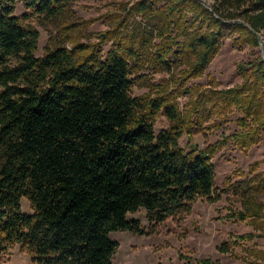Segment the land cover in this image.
I'll return each mask as SVG.
<instances>
[{
	"label": "trees",
	"instance_id": "obj_1",
	"mask_svg": "<svg viewBox=\"0 0 264 264\" xmlns=\"http://www.w3.org/2000/svg\"><path fill=\"white\" fill-rule=\"evenodd\" d=\"M18 1L26 8L21 16ZM71 1L0 0V254L20 245L34 264H112L119 244L110 233L144 234L129 214L143 209L154 231L188 216L199 198L217 202L213 154L229 141L247 149L264 130L262 58L238 65L241 84L199 95L198 115L240 112L238 131L201 150L179 145L184 132L191 138L202 130L191 115L182 119L169 95L132 97L133 80L149 61L171 73L165 43L186 64L182 87L204 74L224 38L257 47L264 0H214L208 7L198 0H133L131 15L159 21L156 37L165 46L158 54L104 31L96 43L46 47L36 57L39 33L31 20L63 19L64 28H77ZM160 112L171 126L155 133ZM232 188L248 216L259 215L264 174ZM22 199L33 215L21 213Z\"/></svg>",
	"mask_w": 264,
	"mask_h": 264
},
{
	"label": "rangeland",
	"instance_id": "obj_2",
	"mask_svg": "<svg viewBox=\"0 0 264 264\" xmlns=\"http://www.w3.org/2000/svg\"><path fill=\"white\" fill-rule=\"evenodd\" d=\"M198 1L205 7L214 4V0ZM71 2L75 15L72 21L80 23L77 28H64L66 21L63 19L51 23L31 20L30 25L39 33L36 57H41L46 47L70 48L73 41L96 43L98 35L104 31L127 36L146 55L158 54L165 44L172 52L176 50L175 45H163L156 37L155 28L159 26L156 18L142 19L130 14L133 0ZM25 12L24 4L16 2L15 16H21ZM174 35L175 32L172 37ZM236 38L237 36L224 38L204 74L183 87L179 78L186 64L177 61L178 58L172 52L166 58L169 63H173L171 73L166 67L149 61L137 74L138 78L133 80L132 97L169 95L170 102L176 104L182 119L187 120V114L191 115L193 127H201V132L191 138H188L186 132L181 136L179 145L187 151L189 146L204 149L238 131L235 119L240 117V112L233 107L219 114L212 112L210 116L193 112L197 108L196 101L200 94L232 88L243 82L238 65L252 62L256 58L264 60V35L260 37L257 47L237 42ZM176 42H181V38ZM110 45L111 43L103 45V51L107 52ZM154 123L155 133L171 126L163 112L155 117ZM211 161L216 175L215 192L220 200L209 203L206 199L199 198L192 205L188 216L178 220L170 218L156 225L154 231H151L143 209L129 214L127 219L138 220L144 234L137 235L127 231L110 233L109 238L119 244L112 257V264H197L204 259H209L212 264H264V193L258 197L261 207L259 215L248 216L242 199L232 188L235 183L249 180L255 174H264V130L259 142L247 149L229 141L216 150ZM20 207L22 214H34L28 200L22 199ZM241 214L244 219H241ZM0 264L34 263L20 245H15L0 254Z\"/></svg>",
	"mask_w": 264,
	"mask_h": 264
}]
</instances>
